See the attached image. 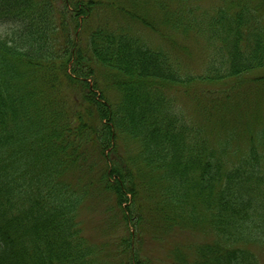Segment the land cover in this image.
Masks as SVG:
<instances>
[{
	"label": "trees",
	"instance_id": "trees-1",
	"mask_svg": "<svg viewBox=\"0 0 264 264\" xmlns=\"http://www.w3.org/2000/svg\"><path fill=\"white\" fill-rule=\"evenodd\" d=\"M0 28V264H154L179 231L169 264H264V0H0Z\"/></svg>",
	"mask_w": 264,
	"mask_h": 264
},
{
	"label": "rangeland",
	"instance_id": "rangeland-1",
	"mask_svg": "<svg viewBox=\"0 0 264 264\" xmlns=\"http://www.w3.org/2000/svg\"><path fill=\"white\" fill-rule=\"evenodd\" d=\"M221 0H204V6L206 7H211V5L217 4ZM206 21H209V19H206ZM8 26V23H2V29H5V27ZM0 28V29H1ZM145 35L148 36V34L145 31ZM221 35V32L219 33ZM154 43L156 42H161L160 39H155L152 36H149ZM180 45H182L180 43ZM183 45L188 47V52H192L191 56L189 57L188 55H182L180 60L185 63L186 67L188 66V72H193V73H201L203 72V69L201 65V58L199 55V50H196V46H192L193 44L190 43V39L185 40V43ZM185 52V51H184ZM187 52V54H188ZM185 67V68H186ZM177 102L178 104L183 108V110L187 113L190 114L192 112V108L189 105L188 101L184 99L182 93H177L176 94ZM82 214H84L83 219H88L90 220L91 223H88L85 225L86 229L91 228V232L93 233L94 239L98 240L100 237V226L104 228V221L102 214L99 213V211L95 209H89V208H84L82 210ZM114 230L109 231V235L112 238H116L119 233L121 232V229L118 228V226L113 228ZM172 238L171 234H168L163 237L162 240H153L150 239L149 237H146L145 241L142 244L143 249L150 255L152 259V263L154 264H169L166 260L165 255L168 252V249L173 246L174 244H179V243H194V242H199L200 237L197 235H194V232L191 231H186V232H176Z\"/></svg>",
	"mask_w": 264,
	"mask_h": 264
}]
</instances>
